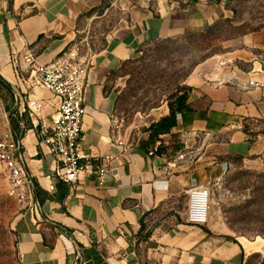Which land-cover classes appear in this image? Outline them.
<instances>
[{"label":"crops","instance_id":"0c3cea01","mask_svg":"<svg viewBox=\"0 0 264 264\" xmlns=\"http://www.w3.org/2000/svg\"><path fill=\"white\" fill-rule=\"evenodd\" d=\"M102 1L0 0V77L12 96L1 135L17 132L22 124L21 143L39 204L35 213L19 210L13 225L18 263L242 264L256 247L245 240L232 242L209 225H187L184 191L192 180L218 183L230 157L264 154V38L250 45L246 41V48L223 57L212 69L208 62L196 69L186 81L192 121L185 125L179 116L176 127L158 141L163 152L153 158L147 155L151 147L143 148L147 137L132 145L111 125L118 93L110 79L145 46L200 31L210 22L198 13L175 16L172 7L163 6L109 36L99 51L82 59L89 85L80 148L90 157L118 155L116 175L100 185L86 177L71 187L53 176L52 159L38 144V132L50 123L56 100L35 85L29 71H16L13 60L30 53L45 65L75 50L80 16ZM249 81L262 87L248 88ZM27 100L41 105L38 118L29 117ZM167 115L166 107L160 118ZM124 146L127 152L121 154ZM189 150L197 155L194 163L177 162L170 171L163 164ZM180 198L181 208L174 211Z\"/></svg>","mask_w":264,"mask_h":264},{"label":"rangeland","instance_id":"374dc122","mask_svg":"<svg viewBox=\"0 0 264 264\" xmlns=\"http://www.w3.org/2000/svg\"><path fill=\"white\" fill-rule=\"evenodd\" d=\"M163 6L172 7L175 16L203 15L210 26L145 46L110 79L109 86L118 93V128L132 145L142 143L167 103L187 91L186 81L201 64L208 62L212 69L223 57L246 48V41L250 45L264 38V0H103L78 20L73 42L76 58L95 54L109 36L131 28L146 15L157 14ZM11 98L0 84V135ZM205 149L202 143L201 152ZM228 160L225 175L210 185L207 225L216 233L229 235L232 242L245 240L256 247L242 264H264V154ZM181 200L173 204L174 211L181 208ZM18 214V204L8 195L0 176V264H19L12 230Z\"/></svg>","mask_w":264,"mask_h":264},{"label":"built area","instance_id":"2783aa9c","mask_svg":"<svg viewBox=\"0 0 264 264\" xmlns=\"http://www.w3.org/2000/svg\"><path fill=\"white\" fill-rule=\"evenodd\" d=\"M76 57V51L71 50L53 62L38 65L33 55L26 53L22 60L14 59L13 66L16 71H29L35 85L50 93L56 100V108L50 117V123L38 132V144L46 155L51 157L54 164L53 176L71 187L86 177H94L100 185L108 176L116 175L113 164L118 162V155L90 157L80 148L89 69L85 60ZM247 87L260 88L262 85L249 81ZM26 108L30 118L40 116L41 105L37 101L27 100ZM178 119L179 115H176V120ZM111 125L117 131L118 121L115 117L111 119ZM22 130L23 126L20 123L17 132L0 135V176L7 185L8 195L16 201L19 210L35 213L39 210V204L33 196L34 182L21 143ZM117 145L123 146L121 143ZM159 147L160 144L156 142L147 155L156 157ZM127 148L122 147L120 153H126ZM196 157L195 151H187L177 155L173 161H163V164L170 171L177 162L191 164ZM45 178L49 180L50 176ZM156 184H164V181H157ZM48 188L49 191L53 190L51 185ZM184 196L185 223L191 226H206L211 206L209 184L199 185L192 180L189 188L184 191ZM73 264H78V261L75 259Z\"/></svg>","mask_w":264,"mask_h":264},{"label":"trees","instance_id":"16d2710c","mask_svg":"<svg viewBox=\"0 0 264 264\" xmlns=\"http://www.w3.org/2000/svg\"><path fill=\"white\" fill-rule=\"evenodd\" d=\"M209 26L210 24L205 27L207 28ZM0 84L7 86L5 85L6 83L1 79V77H0ZM189 91L190 90L188 88L186 92L174 97L173 102L167 103L168 115L159 118L149 126V128L147 129V133H148L147 140L145 141V143H143L144 149L147 150L148 148L152 147L156 142L160 140L161 136L169 134L171 129L176 127V115H179L183 119V123L185 125L190 124L193 117V111L190 109V107L187 104ZM161 151H162L161 147H159L156 152L157 155H160ZM236 158L242 159L241 157H236ZM228 239L232 240L231 238Z\"/></svg>","mask_w":264,"mask_h":264}]
</instances>
